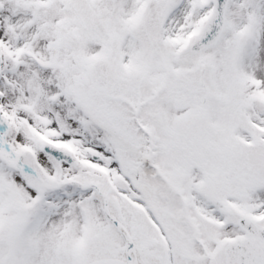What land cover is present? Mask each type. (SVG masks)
<instances>
[{
  "label": "snow or ice",
  "instance_id": "6c2138e0",
  "mask_svg": "<svg viewBox=\"0 0 264 264\" xmlns=\"http://www.w3.org/2000/svg\"><path fill=\"white\" fill-rule=\"evenodd\" d=\"M0 264H264V0H0Z\"/></svg>",
  "mask_w": 264,
  "mask_h": 264
}]
</instances>
